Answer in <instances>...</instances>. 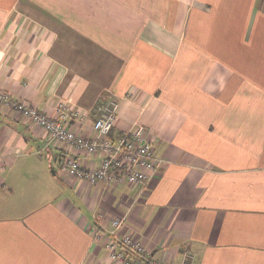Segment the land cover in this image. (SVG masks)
<instances>
[{
	"label": "crops",
	"instance_id": "1",
	"mask_svg": "<svg viewBox=\"0 0 264 264\" xmlns=\"http://www.w3.org/2000/svg\"><path fill=\"white\" fill-rule=\"evenodd\" d=\"M0 90L86 138L113 100L162 160L141 194L62 179L100 157L0 107V264H120L116 218L167 264H264V0H0Z\"/></svg>",
	"mask_w": 264,
	"mask_h": 264
},
{
	"label": "built area",
	"instance_id": "2",
	"mask_svg": "<svg viewBox=\"0 0 264 264\" xmlns=\"http://www.w3.org/2000/svg\"><path fill=\"white\" fill-rule=\"evenodd\" d=\"M8 107L19 112L32 125L42 128L51 143H62L85 151L89 155L100 157L99 166L95 169H84L75 159L66 158L57 163V175L87 182L89 185L105 183L109 185L129 184L139 187L143 193L151 175L162 165V160L153 155V145L147 129L143 125H135L117 139L110 136L117 118L118 105L110 100L98 108V117L92 125L94 135L86 138L76 134L67 123L71 113L69 106L63 101L57 103L53 114L40 112L35 107L0 90V107ZM124 219L111 221V230L106 236L93 231V241H102L109 258L120 264H167L160 261L145 250L142 240L131 235L118 236ZM192 256L184 254L182 264H190Z\"/></svg>",
	"mask_w": 264,
	"mask_h": 264
}]
</instances>
